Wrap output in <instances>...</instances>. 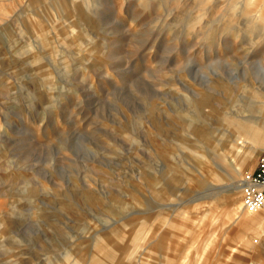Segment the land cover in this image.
Here are the masks:
<instances>
[{
  "label": "rangeland",
  "instance_id": "374dc122",
  "mask_svg": "<svg viewBox=\"0 0 264 264\" xmlns=\"http://www.w3.org/2000/svg\"><path fill=\"white\" fill-rule=\"evenodd\" d=\"M262 127L264 0H0V264H264Z\"/></svg>",
  "mask_w": 264,
  "mask_h": 264
},
{
  "label": "built area",
  "instance_id": "2783aa9c",
  "mask_svg": "<svg viewBox=\"0 0 264 264\" xmlns=\"http://www.w3.org/2000/svg\"><path fill=\"white\" fill-rule=\"evenodd\" d=\"M240 194L242 211L255 213L264 209V150L259 155L256 168L242 176Z\"/></svg>",
  "mask_w": 264,
  "mask_h": 264
},
{
  "label": "bare ground",
  "instance_id": "6f19581e",
  "mask_svg": "<svg viewBox=\"0 0 264 264\" xmlns=\"http://www.w3.org/2000/svg\"><path fill=\"white\" fill-rule=\"evenodd\" d=\"M261 129V130H260ZM259 130L261 131L260 133V136H256V138L254 137V140H253V143L259 147V146H264V128H260ZM237 165H240V161L237 162ZM238 180V179H237ZM240 180V179H239ZM235 183V182H234ZM232 186V185H231ZM230 190H232L233 194H237L239 191H240V181H238V183L236 184V187H230ZM240 205V204H239ZM264 210V209H262ZM236 213H239V215L241 217H244V218H247L249 216H252V215H255V213H246V212H243L241 210V205H240V208L236 211ZM233 217V214H229L227 215L224 219L222 223H221V229H222V226H224L228 220H230L231 218ZM216 240V238L214 239L213 237L212 238H209L205 243H204V248H206L208 246V244H210L212 241ZM203 248V249H204ZM225 263H228L227 261Z\"/></svg>",
  "mask_w": 264,
  "mask_h": 264
},
{
  "label": "crops",
  "instance_id": "0c3cea01",
  "mask_svg": "<svg viewBox=\"0 0 264 264\" xmlns=\"http://www.w3.org/2000/svg\"><path fill=\"white\" fill-rule=\"evenodd\" d=\"M264 215V214H263ZM250 221V220H249ZM241 223H243V222H241Z\"/></svg>",
  "mask_w": 264,
  "mask_h": 264
}]
</instances>
